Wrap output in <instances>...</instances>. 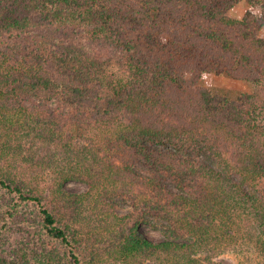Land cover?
<instances>
[{
  "label": "trees",
  "instance_id": "trees-1",
  "mask_svg": "<svg viewBox=\"0 0 264 264\" xmlns=\"http://www.w3.org/2000/svg\"><path fill=\"white\" fill-rule=\"evenodd\" d=\"M237 1L0 0V264H264V0ZM232 70L258 93L202 83Z\"/></svg>",
  "mask_w": 264,
  "mask_h": 264
},
{
  "label": "rangeland",
  "instance_id": "rangeland-1",
  "mask_svg": "<svg viewBox=\"0 0 264 264\" xmlns=\"http://www.w3.org/2000/svg\"><path fill=\"white\" fill-rule=\"evenodd\" d=\"M250 8L247 0H238L237 3L232 7V9L230 10V16L233 19H237L240 20L243 18L244 14L247 12V10ZM257 12L259 13L260 10L257 9ZM188 76V78H191L192 76L187 73L186 74ZM239 74L237 75L236 73H234V70H232L230 72V74H226V73H220L219 74H208V76L204 79H202V83L204 86H206L208 89L212 90V92H214V94L218 93L219 96L222 97H226V98H236L238 97L240 94L242 93H252V94H257L258 93V89L251 85V84H246L243 81H240V79H238ZM43 154V153H42ZM41 155V154H39ZM33 170V172L36 171V173H34V177L36 176L37 173H40V171L37 168L34 169H30ZM42 179H40L38 181V183H40ZM45 183L48 184L49 179L47 178V176H45L44 178ZM66 189L69 192L72 193H80V192H84L85 190H87V185H85L82 182L79 181H70L66 184ZM1 195V194H0ZM11 197L7 196L5 197V200L7 201L8 199H10ZM2 199V196H0V203L5 204L6 201ZM121 207L122 209V213L125 212V210H127L129 207L128 203H122L121 202ZM21 218L24 219V222L22 223H18L16 225V230L18 231L17 233H26L29 235L28 238H30V243L34 242V243H40L42 242V236L39 235V232H37L36 230L38 229V224H37V220L35 223L31 222L33 221L35 218L33 217H29V219H26L25 217H23L22 215H20ZM7 224L3 223V221H1L0 223V232H5V228H6ZM160 224L158 225L157 223H155L154 221L151 224H146L141 226V228L139 229V231L141 233H143L145 236H147L149 239L153 240L154 242L161 240L163 234L160 231ZM36 238V240L34 238ZM33 239V241H32ZM10 242H14V234L13 237H11ZM49 243L51 246H53L54 244H56L55 242L51 241V242H47ZM15 243H11L8 244L9 250H11V248H13V245ZM57 245V244H56ZM220 259H222V261H224V263H234L237 262L239 260V256L234 255L232 253H227V254H223Z\"/></svg>",
  "mask_w": 264,
  "mask_h": 264
}]
</instances>
